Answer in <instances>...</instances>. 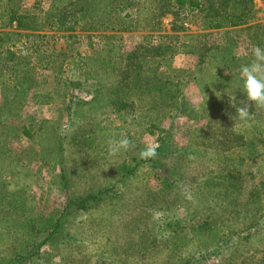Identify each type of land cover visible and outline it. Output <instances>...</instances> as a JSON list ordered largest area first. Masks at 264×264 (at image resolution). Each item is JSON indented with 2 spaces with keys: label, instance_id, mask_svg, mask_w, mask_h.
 Returning <instances> with one entry per match:
<instances>
[{
  "label": "rangeland",
  "instance_id": "obj_1",
  "mask_svg": "<svg viewBox=\"0 0 264 264\" xmlns=\"http://www.w3.org/2000/svg\"><path fill=\"white\" fill-rule=\"evenodd\" d=\"M253 46L264 0H0V264H264Z\"/></svg>",
  "mask_w": 264,
  "mask_h": 264
},
{
  "label": "clouds",
  "instance_id": "obj_2",
  "mask_svg": "<svg viewBox=\"0 0 264 264\" xmlns=\"http://www.w3.org/2000/svg\"><path fill=\"white\" fill-rule=\"evenodd\" d=\"M252 59L248 63H243L239 66V84L238 88L241 93L244 94L245 100L240 101L246 105V102H254V105L264 106V48L260 46H253L250 49ZM236 93V92H235ZM235 93L229 97V102L235 105L236 116L243 120L249 116L248 106H237V100ZM130 141L126 136L121 137L118 140L110 142V149L113 152L121 149H127ZM158 145L155 143H147L143 150L140 152L142 159L154 158L157 155Z\"/></svg>",
  "mask_w": 264,
  "mask_h": 264
},
{
  "label": "trees",
  "instance_id": "obj_3",
  "mask_svg": "<svg viewBox=\"0 0 264 264\" xmlns=\"http://www.w3.org/2000/svg\"><path fill=\"white\" fill-rule=\"evenodd\" d=\"M169 10V9H168ZM164 12L167 11V10H163ZM38 17L37 16H32V15H28V14H13L10 18L11 22H16L17 23V27L20 29V30H29V29H37V19ZM67 17L63 16L62 14H58V18L57 20L60 22V21H63ZM212 23V22H211ZM209 24V26L211 27L212 24ZM216 27H221L220 24H216ZM74 28V26H66L64 25V23H59V26H58V29H61V30H72ZM119 108V107H118ZM25 134L27 136H31V132L30 130H25ZM61 172H62V179H66L64 180L65 183H67L69 181V176L65 170V167L64 165H62V169H61ZM68 186V184H67Z\"/></svg>",
  "mask_w": 264,
  "mask_h": 264
}]
</instances>
